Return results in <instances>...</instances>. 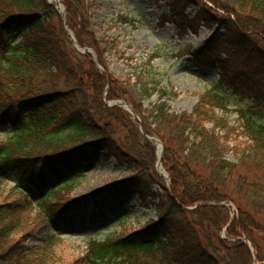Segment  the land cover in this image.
I'll return each mask as SVG.
<instances>
[{
    "label": "trees",
    "instance_id": "trees-1",
    "mask_svg": "<svg viewBox=\"0 0 264 264\" xmlns=\"http://www.w3.org/2000/svg\"><path fill=\"white\" fill-rule=\"evenodd\" d=\"M60 1L77 43L92 45L106 68L110 42L103 46V37L90 31L88 0ZM197 1L200 11L188 18L185 9ZM207 1L174 0L172 12L181 16L182 29L211 32L200 49H224L218 66L228 61L238 69H219L190 110L172 111L161 100L171 91L150 73L136 75L133 93H117L108 69L98 70L89 53L80 55L67 41L48 0H0V183L14 172L38 193L30 199L27 187L15 185L0 198V264H251L254 253L264 259V0ZM105 90L108 99H129L144 131L162 140L168 187L152 170L150 141L124 112L116 117ZM152 93L160 99L143 106ZM232 97L245 103L231 108ZM123 128L135 133L121 135ZM101 151L127 174L75 197L83 168ZM133 195L156 219L89 238L69 258L58 252L63 238L56 233L26 245L43 222H64L73 212L82 223L100 222ZM227 202L236 208L233 216Z\"/></svg>",
    "mask_w": 264,
    "mask_h": 264
},
{
    "label": "rangeland",
    "instance_id": "rangeland-1",
    "mask_svg": "<svg viewBox=\"0 0 264 264\" xmlns=\"http://www.w3.org/2000/svg\"><path fill=\"white\" fill-rule=\"evenodd\" d=\"M171 1L174 0H88L90 31L94 33L95 38L103 37V46L110 42L111 50H106L103 53L107 63L106 68L98 61L97 50L92 45H80L81 48L87 47L91 51H78L71 35L64 26L67 41L80 55L89 53L90 59L98 70L108 69L106 72H109L118 82L117 87L116 84L114 85L117 93L126 95L121 93L124 92V89L133 93L134 86L132 83H135L136 75L141 73L144 75L152 74L155 79L160 81L159 87L164 86L171 91L168 96H163L161 100L169 104L172 111L190 110L196 102L198 94L215 84L219 69L234 72L238 68L228 61L224 62V67L217 65L218 56L224 50H220L221 47L210 51L208 54L200 49L210 37L211 32L205 27H198L196 32L190 26L182 29L181 16L173 14ZM202 1L208 2L207 0ZM200 8L201 5L198 1L191 3L185 9V15L191 18L200 11ZM215 10L221 14L224 13L221 10ZM64 16L66 22V15ZM206 57L213 61V67H209L211 61L207 60ZM222 57L224 56L222 55ZM105 94L106 90L103 93L104 102L108 107L116 108V117L121 119L124 112L127 116L126 122L134 121L136 133L142 134L141 128L133 117L135 113L140 117V112L134 108L133 103L122 97L108 99ZM157 99H160V95L152 93L148 99L142 100V104L149 107ZM108 101H115L116 105H108ZM119 101H123V104H120ZM244 103V100L233 98L231 108ZM124 104L129 106L132 111L127 109ZM235 117L236 114L232 112L229 117L230 123ZM142 130L144 131L143 127ZM132 131L133 133H127V128H123L121 135H133L135 129L132 128ZM150 135L156 137L163 144L159 136ZM150 143L154 153V160L150 163L153 167L152 170L155 172L158 182L168 187L170 179L162 162L161 165L166 176L159 172L156 167L158 150L156 142ZM162 146L164 148V145ZM104 153L105 151L96 153L91 164L83 168L85 176L78 180L73 190L75 197L88 195L106 183L118 180L127 174V172L120 173V170L114 169V160L105 161ZM15 185L27 187L29 197L33 200L37 199L38 193L34 188L25 182L21 183L20 176L14 172L8 173L2 179L0 198L7 195L9 188ZM154 188H157V184L154 185ZM98 203H101L99 199ZM226 205L230 208V215L233 216L236 211L235 206L231 202H227ZM156 217L153 208L145 207L138 196L133 195L129 205L120 207L116 215H108L105 220L100 222L82 223L79 215L75 212L64 222L56 220L43 222L36 226L34 234L26 240V245L29 247L39 245L46 234L56 233L63 238L62 243L57 248L58 252L60 255L69 258L77 255L84 248L89 238L103 239L109 233L129 232L141 227L147 220L156 219ZM220 236L226 237L224 228L221 230ZM259 243L264 252V243L261 239H259ZM250 247L251 252L254 253L251 242ZM262 261L264 259L258 260L254 253L252 263Z\"/></svg>",
    "mask_w": 264,
    "mask_h": 264
},
{
    "label": "water",
    "instance_id": "water-1",
    "mask_svg": "<svg viewBox=\"0 0 264 264\" xmlns=\"http://www.w3.org/2000/svg\"><path fill=\"white\" fill-rule=\"evenodd\" d=\"M54 5H55V8L60 12V13H62L63 12V10H62V7H61V4H60V2H59V0H55V3H54ZM62 18H63V22H64V24H66L65 23V16L62 14ZM65 28L67 29V31L69 32V34L71 35V37H72V40H73V43H74V45H75V47L77 48V49H79L80 51H82V52H85V51H91L89 48H87V47H84V48H81L77 43H76V41H75V38H74V36H73V34L71 33V31L66 27V25H65ZM108 103V105H116V102L114 101H108L107 102ZM119 103L120 104H123V101H119ZM125 105V104H124ZM125 107L127 108V109H129L130 111H132V109L129 107V106H127V105H125ZM139 122V121H138ZM142 132H143V130H141ZM144 133V132H143ZM146 137H147V139L149 140V141H153V142H156V143H160V150H159V153H158V156H157V161H156V167L157 168H159V167H162V165H161V156H162V151H163V147H162V144H161V142L157 139V138H155V137H153V136H149V135H145ZM166 176V175H165ZM240 239H242V240H244V242L249 246V248L251 249V247H250V242L248 241V239L246 238V237H240ZM252 264H264V261H262V262H258V263H252Z\"/></svg>",
    "mask_w": 264,
    "mask_h": 264
},
{
    "label": "bare ground",
    "instance_id": "bare-ground-1",
    "mask_svg": "<svg viewBox=\"0 0 264 264\" xmlns=\"http://www.w3.org/2000/svg\"><path fill=\"white\" fill-rule=\"evenodd\" d=\"M52 1H54V0H52ZM160 143H158L157 144V149H158V151L160 150ZM157 170L159 171V172H161L164 176H165V172H164V169L162 168V167H159V168H157Z\"/></svg>",
    "mask_w": 264,
    "mask_h": 264
}]
</instances>
